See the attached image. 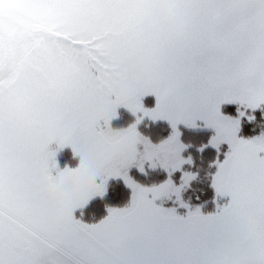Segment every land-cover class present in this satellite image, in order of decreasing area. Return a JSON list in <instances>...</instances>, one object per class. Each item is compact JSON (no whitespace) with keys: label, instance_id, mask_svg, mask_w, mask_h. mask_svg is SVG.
Here are the masks:
<instances>
[{"label":"snow or ice","instance_id":"obj_1","mask_svg":"<svg viewBox=\"0 0 264 264\" xmlns=\"http://www.w3.org/2000/svg\"><path fill=\"white\" fill-rule=\"evenodd\" d=\"M132 12L150 41L149 69L124 106L142 113L137 124L145 117L167 122L160 147L171 154L163 164L168 178L151 187L133 180L131 169L155 167L153 146L135 126L125 150L105 153L90 122L61 121L59 110L38 127L6 115L0 88V264H264V131L242 136L240 120L246 111L264 114V0H115L92 39L104 50L115 47L106 34ZM23 86L21 79L17 91ZM233 105L235 116L225 111ZM118 106L101 96L97 114L110 120ZM181 127L213 133L198 149L215 153L207 173L212 213L182 197L197 176L184 171L192 161L181 155ZM53 141L57 151L70 146L80 157L92 192L68 200L64 175L45 186L46 169L56 167V152L46 151ZM111 180L129 189V203L85 222L95 200L119 194L108 192Z\"/></svg>","mask_w":264,"mask_h":264},{"label":"crops","instance_id":"obj_2","mask_svg":"<svg viewBox=\"0 0 264 264\" xmlns=\"http://www.w3.org/2000/svg\"><path fill=\"white\" fill-rule=\"evenodd\" d=\"M88 2L90 7H85V0H0V11L22 12L53 33L36 40L11 70L10 81L2 88L5 113L30 119L38 127L49 121L53 110H59L61 121L72 118L82 124L90 122L92 139L105 153L119 152L127 148L129 129H113L105 123L111 122L120 109L132 112L124 106L126 95L130 88L144 82L150 41L139 28L138 14L132 12L117 31L106 34L117 41L116 46L102 49V42L92 39V31L115 6V0ZM21 79L24 86L17 91ZM101 96L119 103L115 115L107 121L97 114ZM141 103L145 107L144 99ZM57 147L55 141L47 145V152H56V167L49 165L46 169L45 186L57 175H64L63 192L68 200L92 192L93 185L79 171L80 163L75 168H57V156L63 149H69L80 160L72 147L59 151Z\"/></svg>","mask_w":264,"mask_h":264},{"label":"trees","instance_id":"obj_3","mask_svg":"<svg viewBox=\"0 0 264 264\" xmlns=\"http://www.w3.org/2000/svg\"><path fill=\"white\" fill-rule=\"evenodd\" d=\"M151 97L145 98L144 105L146 107H152L147 101ZM226 113L232 116L236 115V106H229ZM248 116H252L253 119L249 121L248 119L241 120V135L245 137L255 136L264 131V114L258 109L255 112L247 111ZM119 119L113 121L112 126L114 128L123 129L129 126L133 121L132 117L119 110ZM142 124L138 127V131L144 136H152L156 131L157 125L145 127ZM169 128V127H168ZM181 136L180 142L186 146V150L183 152V156H191L193 160L192 171H196V180H194L188 190L182 194V197L186 203L191 204L193 207L202 206L201 210L207 214L212 213L215 210V205L213 203V190L209 187V179L207 173L214 171L210 169L209 165L215 158V153L212 149H207L203 154H201L198 149L203 143H206L208 138L212 135L211 131L207 130H191L187 128H180ZM165 137V133L162 134L160 138ZM58 168H75L79 164V159L76 157L69 149L62 150L57 157ZM179 174V173H177ZM130 175L133 180L141 186H157L162 184L166 179V173L163 171H149L147 174H140L136 170L131 169ZM108 192L110 194L119 193L118 195H107L104 199H100L96 205H94L90 210L84 212L85 222H92L100 218L103 210L106 208H121L126 206L130 199V191L127 189L123 183L119 180L110 181L108 184ZM183 212L184 210H180Z\"/></svg>","mask_w":264,"mask_h":264},{"label":"rangeland","instance_id":"obj_4","mask_svg":"<svg viewBox=\"0 0 264 264\" xmlns=\"http://www.w3.org/2000/svg\"><path fill=\"white\" fill-rule=\"evenodd\" d=\"M21 14H22V12H21ZM21 14L15 12V11H12V10H4L3 9L0 11V49H2V54H3V73H2V78H0V88H3L10 81L12 72L14 71V66H16V62L24 55V52L26 50L30 49L36 40L41 39L45 35L53 34L52 32H50L48 30V27L37 25L36 22H34V20H32V18L31 19L27 18ZM11 70H12V72H11ZM145 98H148V97H145ZM145 98H144V100H145ZM153 103H154V101H153ZM145 108H151V107L145 106ZM120 110L128 113L133 119V121L129 124V126H127L126 128H123V129H131L133 126H135V132H137L140 137L147 140L150 143V145L153 146L152 149H150V151L153 153L152 162L155 164V167H149L148 163H145L143 174H147V172H149V171H163V172H165L164 168H163V164L166 161L171 160V154L166 148H161L160 146L162 145V142L165 141L169 135L170 130L168 128L167 122L163 121V120H151V119H148L145 117L143 119H140V122L137 124V120L141 117L142 113L138 112L136 115H134L133 112L125 111V109H120ZM241 111H245V110L241 109ZM119 117H120V115H118V112H117L115 117L112 119V121L107 123V124L105 123V125H108V126L111 125L112 126L113 121H116L117 119H119ZM248 117L249 116H248L247 111H246L245 115L243 117H241L240 120L248 119ZM142 124H145L146 128L150 127L151 125L152 126L157 125L156 131L154 132V134L152 136H144V135H142L141 132L138 131V127L141 126ZM113 129H114V127H113ZM115 129H118V128H115ZM191 130H195V129H191ZM205 130L211 131L210 129H205ZM164 133H165V137L160 138L162 136V134H164ZM137 150L140 153V155L143 156L144 151H145L144 145L138 144ZM185 150H186V148H185ZM183 152L181 153V155L184 159H189V158L191 159V156H189V155L184 157ZM191 161H192V163L190 165L184 166V171L196 175V171L195 172L192 171L193 160L191 159ZM79 163H80V160H79ZM57 168H58V165H57ZM58 169H60V168H58ZM62 169H64V168H62ZM134 170H136V169H134ZM138 173H140V172H138ZM166 176H167V174H166ZM178 176H179V174L176 173L175 177L173 179L175 180ZM113 181H115V180H113ZM184 192L182 194H184ZM130 198H131V194H130ZM97 202H99V200ZM97 202L94 205H96ZM128 203H129V201H128ZM93 206H91L88 210H90ZM121 208H123V207H121Z\"/></svg>","mask_w":264,"mask_h":264}]
</instances>
